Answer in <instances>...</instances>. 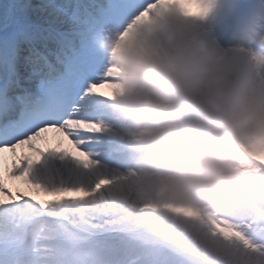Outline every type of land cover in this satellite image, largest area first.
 <instances>
[{
	"label": "snow or ice",
	"instance_id": "1",
	"mask_svg": "<svg viewBox=\"0 0 264 264\" xmlns=\"http://www.w3.org/2000/svg\"><path fill=\"white\" fill-rule=\"evenodd\" d=\"M173 7L196 10L0 3V264H264V151L245 152L254 183L205 206L169 200L116 139L122 122L101 89L119 85L101 44L146 8Z\"/></svg>",
	"mask_w": 264,
	"mask_h": 264
},
{
	"label": "clouds",
	"instance_id": "2",
	"mask_svg": "<svg viewBox=\"0 0 264 264\" xmlns=\"http://www.w3.org/2000/svg\"><path fill=\"white\" fill-rule=\"evenodd\" d=\"M183 3L196 10L146 8L101 47L119 85L108 89L122 122L117 141L169 200L208 206L254 183L245 152L264 151V6L240 18L224 45L215 23L234 12L233 0ZM193 109L195 120L183 115Z\"/></svg>",
	"mask_w": 264,
	"mask_h": 264
},
{
	"label": "bare ground",
	"instance_id": "3",
	"mask_svg": "<svg viewBox=\"0 0 264 264\" xmlns=\"http://www.w3.org/2000/svg\"><path fill=\"white\" fill-rule=\"evenodd\" d=\"M3 0H0V3H2ZM62 0H56L54 3H60ZM235 4V10L231 15H228V19L231 22V24H236L240 18L247 17L248 16V6L243 2V0H233ZM219 39V38H218ZM231 39H225L223 41L220 40V42L224 45H227L231 42ZM105 92H108V89H103ZM49 141L51 144H55L56 140L55 137L49 136ZM19 151V150H18ZM23 151L27 152V148H24ZM11 163V162H10ZM10 166V164H8ZM17 184H19L21 187H25V185L21 184L19 181H15Z\"/></svg>",
	"mask_w": 264,
	"mask_h": 264
},
{
	"label": "rangeland",
	"instance_id": "4",
	"mask_svg": "<svg viewBox=\"0 0 264 264\" xmlns=\"http://www.w3.org/2000/svg\"><path fill=\"white\" fill-rule=\"evenodd\" d=\"M45 1V0H44ZM33 4H35V2H32ZM37 4H39V3H37ZM14 187V190H15V188H19L20 190H26V188L25 187H20V186H18V185H15V186H13Z\"/></svg>",
	"mask_w": 264,
	"mask_h": 264
}]
</instances>
